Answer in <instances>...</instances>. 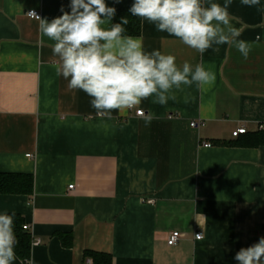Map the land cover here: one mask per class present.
Returning <instances> with one entry per match:
<instances>
[{"label":"crops","instance_id":"obj_1","mask_svg":"<svg viewBox=\"0 0 264 264\" xmlns=\"http://www.w3.org/2000/svg\"><path fill=\"white\" fill-rule=\"evenodd\" d=\"M68 4L0 0V173L33 177L32 193H0V214H20L31 236L29 260L16 254L13 264H93L87 251L112 254V264H238L236 252L264 236V144L221 142L264 123V0L229 8L239 39L255 42L246 60L230 45L200 54L142 20L145 51L216 76L211 87L173 89L165 105L143 101L138 109L156 117L147 126L136 109L97 116L56 75L53 42L26 14L51 20Z\"/></svg>","mask_w":264,"mask_h":264},{"label":"clouds","instance_id":"obj_2","mask_svg":"<svg viewBox=\"0 0 264 264\" xmlns=\"http://www.w3.org/2000/svg\"><path fill=\"white\" fill-rule=\"evenodd\" d=\"M231 3L134 0L129 12L200 54L213 45H230L246 60L255 42L239 39L241 32L230 21ZM241 4L254 7L260 0H241ZM68 8L70 11L62 6V14L51 20L35 10L26 15L38 22L41 38L53 42L56 75L68 81L70 91H83L90 97L97 116L112 119L113 112L138 109L149 98L165 105L169 99H176L173 89L179 90L182 85L195 84L200 89L214 85L215 72L203 63L193 66L185 61L178 65L172 54L145 51L141 38L125 34L127 17L112 23L117 10L106 0H69ZM138 114L146 126L156 119L151 112L139 110ZM14 217L15 213L0 214V264H13L16 259ZM234 259L238 264H264V236L240 248Z\"/></svg>","mask_w":264,"mask_h":264},{"label":"trees","instance_id":"obj_3","mask_svg":"<svg viewBox=\"0 0 264 264\" xmlns=\"http://www.w3.org/2000/svg\"><path fill=\"white\" fill-rule=\"evenodd\" d=\"M134 0H121L120 3H115L116 15L114 17V23H119L121 17L128 18V24L125 25L126 35L140 36L142 33V20L138 17L131 15L129 8L132 6ZM243 137V138H242ZM225 145H251L256 146L264 144V131H260L257 134L249 135V133L241 134L235 141L224 140L221 142ZM33 190V177L26 174H12V173H0V193H32ZM11 215V214H9ZM24 219L20 214H15L14 217V231L17 238V245L15 252L18 257L25 262L29 260L31 255V236L23 229ZM64 239V238H63ZM66 245L72 244V237L65 240ZM86 256H90L93 259V264H112V254L87 251Z\"/></svg>","mask_w":264,"mask_h":264},{"label":"built area","instance_id":"obj_4","mask_svg":"<svg viewBox=\"0 0 264 264\" xmlns=\"http://www.w3.org/2000/svg\"><path fill=\"white\" fill-rule=\"evenodd\" d=\"M31 10H35V11L37 12V14H39V15L42 17V14H41L40 11H38V10H36V9H31ZM29 11H30V10H29ZM29 11H28V12H29ZM139 110H143V111H144V109H140V108H139V109H136V113H137V115H139V114H138ZM144 112H145V111H144ZM139 116H140V115H139ZM198 125H199V124H198L197 122H195V121L191 122V126H192V127H196V126H198ZM259 131H264V123H260V124H259ZM247 132H248L247 127L242 126V128L240 127V128H238V129H236L235 131H233V136H234V137H238L239 135H241V134H245V133H247ZM205 146H206V147H210V146H212V144H211V143H206ZM28 156H31V155L28 154ZM70 187L72 188V185H71ZM23 229L28 230V229H29V226H28V225H24V226H23ZM182 236H183V235H182V233L179 232V230H178V231H173V232H171V233L168 235V237H167V243H168L170 246H175V245H177V244L179 243V241H180V239L182 238ZM195 237H196V239L200 240V239L203 238V233L199 231V232L196 233ZM87 262H88V264H91V259H88Z\"/></svg>","mask_w":264,"mask_h":264}]
</instances>
